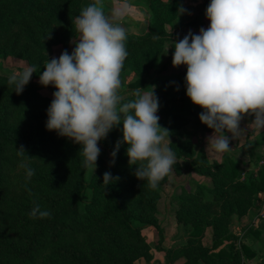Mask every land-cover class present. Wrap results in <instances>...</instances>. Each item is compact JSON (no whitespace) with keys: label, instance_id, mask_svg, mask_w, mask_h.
<instances>
[{"label":"trees","instance_id":"obj_1","mask_svg":"<svg viewBox=\"0 0 264 264\" xmlns=\"http://www.w3.org/2000/svg\"><path fill=\"white\" fill-rule=\"evenodd\" d=\"M155 2L160 9L170 10V22L175 20L176 1ZM78 12L73 0H0V52L27 58L36 67L33 75H38L47 59L53 58L47 55L48 48L62 35L71 38L77 33L74 20ZM173 27L174 22L168 33ZM164 30L158 12L146 32L125 30L128 56L120 77L127 69L134 70L137 76L129 82L132 92L123 97L122 103L135 99V89L151 85V71L160 69V53L167 44L166 36H162ZM154 36L159 38L153 39ZM185 77L186 74L166 80L184 88ZM14 90V85H8V76L0 73V264H37L45 246L53 247L55 255L44 257L43 264H134L135 257L145 249L134 214L143 216L157 211L163 183L171 172L156 188L137 179L136 166H130L127 156L129 145L120 143L116 151L118 141H123L121 122L101 140L112 152L116 151L113 165H106L101 153L95 171L87 179V168L79 155L82 146L46 128L47 109L54 98L43 96L32 80L21 94ZM185 98L180 112L170 110L168 101L159 104L165 108L161 122L172 132L171 149L189 156L191 167L210 178L211 184L190 180L175 195L179 201L177 219L190 225L191 239L165 250L167 262L184 258L183 264H241L244 255H256L251 244L241 243L239 247L235 241L228 248L216 249L222 237H234L230 229L235 216H245L264 191V168L259 167L256 182L250 177L241 178L246 172L236 157L224 155L209 160L200 141L195 144L194 134L179 131L189 120L202 123L199 115L204 110L188 96ZM21 146L27 152L23 156L18 153ZM250 152L249 160L259 162L263 156L256 148ZM29 156L34 160L30 167L35 174L31 177L32 186L24 193L20 191L23 185L12 177L15 163ZM173 165L178 167V162ZM105 172L119 179L104 185ZM135 195L139 196L137 200L132 199ZM137 203L138 212L134 210ZM36 204L51 215L30 218ZM208 225L217 238L213 246L195 239Z\"/></svg>","mask_w":264,"mask_h":264},{"label":"clouds","instance_id":"obj_2","mask_svg":"<svg viewBox=\"0 0 264 264\" xmlns=\"http://www.w3.org/2000/svg\"><path fill=\"white\" fill-rule=\"evenodd\" d=\"M186 11L178 9L180 14ZM128 15L127 0L114 4L110 16L103 0H95L75 17L79 35L72 41L73 52L65 50L58 59H47L39 77L41 85L57 89L47 109L46 128L80 144L83 167L96 169L101 154L98 142L123 122V141H118L116 151L120 143H127L129 164L136 166L134 175L156 188L171 172L175 154L165 142L169 130L159 124L154 90L137 88L132 93L135 99L122 103L120 74L128 52L126 31L117 21ZM206 17L207 29L201 28L199 34L190 30L182 40L173 41V66H187L186 94L204 110L201 122L214 130L207 150L223 153L230 150L225 130L236 139L243 132L240 123L245 116L255 117L249 128L264 129V0H211ZM35 72L32 66L14 71L8 85H14L19 95ZM18 153L27 152L21 146ZM19 167L26 179L35 174L27 161ZM118 179L111 172L103 176L104 185ZM50 215L38 204L29 213L32 219Z\"/></svg>","mask_w":264,"mask_h":264},{"label":"rangeland","instance_id":"obj_3","mask_svg":"<svg viewBox=\"0 0 264 264\" xmlns=\"http://www.w3.org/2000/svg\"><path fill=\"white\" fill-rule=\"evenodd\" d=\"M155 1L156 0H127V3L131 8V15L125 16L122 20L117 22L121 23L125 30L135 34H141L148 30L155 14L157 12L160 14V19L163 21L165 26L162 36H166L167 44L165 49L160 53V60L158 63V67H160V69L158 70L154 68L151 71L149 78V80H151V85H149L144 90H154L155 95L158 97L159 104L163 103L164 101H168L170 110L180 112V110L183 108V103L186 101V86L181 88L180 83H169L166 79L167 77L172 76H182L186 72L187 66H173V54L175 51L173 41L178 42L179 40H182L190 30L193 34H199L201 28L200 24L201 22L206 21V9L211 0H202L203 2H201V0H174L177 2L178 7L177 16L172 22L169 21L172 16L170 10L160 9L158 7L159 5H157ZM162 1L168 2L171 0ZM73 2L76 5V9L79 10L76 15L78 16L84 7L94 3L95 0H73ZM122 2L123 0H103L105 14L110 16L114 4ZM180 7L185 8L187 11L184 14H180L178 12ZM189 7L191 8L189 9ZM190 10L193 12L192 15L189 13ZM173 22L174 27L172 28L171 33H168L170 24ZM78 35L79 34L76 33L71 38H68L66 34L62 35L63 37H61L58 42L48 48L47 55L58 59L65 50L71 54L75 48V44L72 43V41L73 39L78 38ZM28 66L36 68L34 64L25 57L0 52V73L9 77L12 72L20 71ZM44 70L45 69H42L38 75H32L31 80L35 82V85L38 87L40 93L43 96L54 98L53 93L57 91V89L53 85L44 87L39 82V77ZM136 76V72L132 69H127L124 71L123 75L120 77L122 86L119 90V94L122 97L132 92L128 84L130 81L134 80ZM164 109L165 108L160 106L157 115L159 116L160 126L169 130V138L166 137L165 142L171 148L170 141L172 139V132L164 123L161 122V117L165 113ZM205 127L208 126L204 125V128ZM208 130L210 131L211 129L209 128ZM179 131L181 133L194 134V139L196 141L195 144L199 143L201 138L204 140L206 138L205 134H207L206 131H200L199 133V128L196 126L194 120H189L188 123L185 122L179 127ZM244 140L245 139L242 138L240 134L236 137V139H232L231 146L233 151H235L233 152V156L235 155L236 159L239 161L243 173L246 172L241 178L243 179L244 177H250L254 181L259 182V162L256 161V159L249 160L250 156H247L244 148L238 150L239 147L243 146L242 144H244ZM251 143H254V141L250 142L249 144ZM263 144L264 141L262 142V145ZM98 147L101 149V153H103L105 157L106 165L112 166L114 157L112 156L113 152L110 150V146L103 141H99ZM171 150L175 154V161L178 162V167H176V165L172 166L171 173L163 183L161 196L157 201V211L155 213H145L143 216L134 214L135 219L133 221L135 224L140 226L142 237L145 243L144 251L140 252L135 257L134 264H170V262H167L165 250L173 249L175 246L186 243L191 239L190 225H184L177 219L176 211L179 206V201L175 195L180 192L182 187L181 185L189 184L190 180H198L200 182L211 184L210 178L199 174L193 167H191V159L189 156H187L185 153H179L178 150ZM205 151L209 160L214 159L215 157L221 159L224 156L223 153L210 151L209 154L207 149H205ZM262 152H264V150ZM23 161H27L29 166L34 163V160L32 159H26ZM21 162L22 161H18L15 163L16 172L13 174L12 179L17 180L21 186L23 185L20 191H24V193H26L25 191L29 190L28 187L29 185L32 186L33 181L31 178L26 179L25 170L19 167ZM94 171V166L87 168L86 178L90 179ZM87 197L90 198L91 195L87 194ZM138 198L139 196L137 197V195L132 196V199L137 200ZM134 210L136 212L140 210L138 203L134 204ZM230 230L232 231L234 237L230 239L222 237L223 241L218 245L216 251L224 246L228 248V245L235 241L239 247L241 246V243H249L256 249V255L253 258H249L244 255L242 257L241 264H261L264 262V191L259 193V197L256 200L255 205L245 216H235ZM254 230H259L260 233L257 235L254 233ZM195 239L196 241L205 245L213 246L217 238L214 236L213 227L208 225L204 227L202 235ZM44 248L45 249L42 252L40 260L37 262V264H43L44 257L55 255L53 247L45 246ZM47 260L48 258L46 259V262ZM183 263L184 258H179L172 262V264Z\"/></svg>","mask_w":264,"mask_h":264},{"label":"crops","instance_id":"obj_4","mask_svg":"<svg viewBox=\"0 0 264 264\" xmlns=\"http://www.w3.org/2000/svg\"><path fill=\"white\" fill-rule=\"evenodd\" d=\"M201 2H203V1L201 0ZM190 4H197V3H190ZM191 7H192V5H191ZM191 7H189V9ZM195 9H196V7H195ZM191 10H190L189 13L192 15L193 12ZM200 11H202V10H200ZM190 18H192V17H190ZM205 20L206 21L205 22H201L200 25H201V28L207 29L210 26V20L208 18H206ZM186 72H187V70H186ZM186 72L183 75H185ZM254 119H255L254 116L248 115V116H245L242 119L241 123H240V128L243 130V132L240 133V136L242 138H244L245 140L243 141L244 142V144H242L243 146L239 147L238 150L244 148V150L246 151L247 156H251V152L250 151L254 150V148L257 149V152L258 153H262V151L264 150V147H263L264 144L262 145V142L264 141V129H255V128H249L248 127V125L252 121H254ZM201 125H203V126H201ZM204 125L205 124H203V123H201L200 125H197L196 124V126L199 128V133H200V131L201 132H203V131H206L207 132V134H205L206 138L204 140H202V138H201L200 139V143L204 146L205 149H208V137H210V136H212L214 134V130L211 129L209 131L208 130L209 127H205L204 128ZM225 135H227L230 138V144H229L230 150H228L226 152H223V155H231L232 157H235V155L233 156V152H235V151H233L232 146H231L232 133H230L227 130H225ZM252 141H254V143L249 144ZM247 146H248V148H247ZM210 151H212V150L211 149L207 150L208 153ZM223 155H221V156H223ZM252 155H254V154H252ZM215 158H217V157H215Z\"/></svg>","mask_w":264,"mask_h":264},{"label":"built area","instance_id":"obj_5","mask_svg":"<svg viewBox=\"0 0 264 264\" xmlns=\"http://www.w3.org/2000/svg\"><path fill=\"white\" fill-rule=\"evenodd\" d=\"M259 166H260V168H261V167L264 168V153H263L262 158L259 160Z\"/></svg>","mask_w":264,"mask_h":264}]
</instances>
